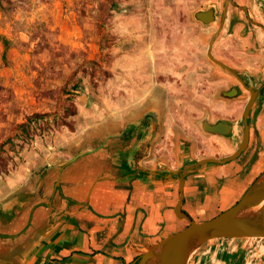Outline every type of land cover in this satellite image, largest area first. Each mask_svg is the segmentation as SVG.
Segmentation results:
<instances>
[{"label":"crops","instance_id":"1","mask_svg":"<svg viewBox=\"0 0 264 264\" xmlns=\"http://www.w3.org/2000/svg\"><path fill=\"white\" fill-rule=\"evenodd\" d=\"M150 4L151 11L119 19L120 36L140 42L131 56H120L109 68L102 97L91 87L85 92L90 96L80 94L73 130L36 137L15 170L0 175V202L21 193L0 213V254L37 231L29 264H134L144 247L179 231L184 221L174 214L178 184L130 173L127 153L138 140L137 130L149 131L156 123L159 135L145 167L181 168L236 151L249 91L206 57L220 25L213 55L258 90L255 103L261 109L239 158L206 165L185 178L181 208L194 220L217 215L264 171V0H201L193 13L189 0ZM209 9L212 23L192 19L196 11ZM159 56L173 59L159 61ZM131 120H140L139 129L111 137ZM218 122L231 126L228 136L202 128ZM106 138L104 148L90 153ZM79 152L75 162L53 168ZM263 257L264 238L215 239L195 250L187 264H260Z\"/></svg>","mask_w":264,"mask_h":264},{"label":"rangeland","instance_id":"2","mask_svg":"<svg viewBox=\"0 0 264 264\" xmlns=\"http://www.w3.org/2000/svg\"><path fill=\"white\" fill-rule=\"evenodd\" d=\"M151 1L0 0V175L15 170L36 137L62 129L54 117H61L80 94L102 97L109 68L120 56H131L140 42L120 36L119 19L151 11ZM189 1L193 13L201 0ZM194 32L192 26V37ZM166 59L173 57L159 56V61ZM35 113L48 117L36 120L35 136L24 139L17 126Z\"/></svg>","mask_w":264,"mask_h":264},{"label":"water","instance_id":"3","mask_svg":"<svg viewBox=\"0 0 264 264\" xmlns=\"http://www.w3.org/2000/svg\"><path fill=\"white\" fill-rule=\"evenodd\" d=\"M225 2L230 3L231 0H225ZM193 17L196 21L205 25L215 20L213 9L207 11L198 10ZM221 27L222 25L211 35L207 44L206 57L211 63L231 75L249 91L243 111L241 141L236 151L227 157L201 158L181 168H170L163 163H159L156 168H148L143 165V162L151 154V148L159 135V124L156 123L151 129L152 131L145 130L142 132L137 130L139 134L138 140L136 143L134 142L127 153V161L131 162L129 172L156 175L165 184L176 182L178 184L179 197L178 203L174 207V214L178 220L186 222L187 225L177 232L166 235L158 242L144 247V250L140 251L139 256L136 258V264H187L190 255L208 241L215 239L264 238V171L249 185L240 199L210 219L194 220L181 208L184 200L185 178L191 174L198 173L206 165H224L239 158L248 147L250 127L256 125L257 115L261 109L259 104L250 121V113L255 104L258 90L247 86L236 70L216 59L213 55V45ZM140 123V120H131L124 125L120 132L111 137H122L125 134H129L131 132L130 128L139 129ZM204 124L203 130L210 133L228 136L231 132L229 124L222 122H218L213 126ZM107 139H104L95 149L90 150V153L104 148ZM82 154L79 152L69 159H64L54 165L53 168L61 169L65 165L78 160ZM20 194L16 193L7 200L0 202V213L12 208ZM38 233L35 231L26 240V243L14 249L12 248L9 252L0 254V264H29L35 251H37L35 244L38 242Z\"/></svg>","mask_w":264,"mask_h":264},{"label":"trees","instance_id":"4","mask_svg":"<svg viewBox=\"0 0 264 264\" xmlns=\"http://www.w3.org/2000/svg\"><path fill=\"white\" fill-rule=\"evenodd\" d=\"M74 90L77 91V87H74ZM76 105L75 103L70 104L65 110L61 117H54V123H59L60 127H65L69 130H73L74 122L73 121H67L66 118L72 117L76 115ZM48 117L47 114H32L30 116H27L25 118V121L17 126V128L21 132V137L26 139H31L34 137V129L33 125L35 124L36 120H43V118ZM47 123V121H46ZM1 167V165H0ZM187 225L186 222H184V227Z\"/></svg>","mask_w":264,"mask_h":264}]
</instances>
